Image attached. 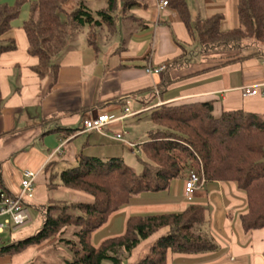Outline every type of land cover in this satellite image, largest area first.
Wrapping results in <instances>:
<instances>
[{"label":"crops","instance_id":"crops-1","mask_svg":"<svg viewBox=\"0 0 264 264\" xmlns=\"http://www.w3.org/2000/svg\"><path fill=\"white\" fill-rule=\"evenodd\" d=\"M187 1L194 21L197 17L223 15L222 31L239 27L238 0ZM13 2L0 0V5ZM133 10L130 13L133 14ZM137 10L142 17L133 16L132 20L142 23V27L132 42L136 49L129 46L125 56L112 57L105 63L90 50L83 49L90 48L89 43L79 40L82 48L71 46L58 57L60 71L54 87H51V77L40 80L32 70L38 60L29 55L22 29L29 17L28 5L20 19L13 23V29L2 37L4 42L14 40L17 50L0 55V181L10 194L16 195L21 189L24 171L40 172L30 208L48 203L51 172L59 173L76 165L81 153L124 159L125 148L134 154L139 152V142L126 139L134 145L132 147L114 136L117 133L127 136L125 127L131 119L142 120L137 115L143 113L142 118H145L153 108L214 99L216 115L236 110L264 115V55L249 57L258 48L243 60H238V52L227 56L201 55L199 61L171 68L167 75L148 74L149 67L166 65L168 68L182 55V45L191 47L197 40L169 7L160 9L156 1L148 10ZM141 10L146 15H142ZM164 81L168 84L164 85ZM247 86H257L258 93L244 97L241 89ZM125 108L133 115L110 125L103 133L83 132L84 118L105 114L120 119L125 116ZM69 129L76 133L67 137L65 130ZM62 144L64 153L50 160L51 153ZM50 163L52 167L47 170ZM185 182L186 179H180L166 192L144 193L132 198L104 227L117 234L122 228L125 230L126 221L131 217H122L123 213L142 216L180 213L190 205H202L207 208L209 233L201 232L212 238L218 249L199 255L170 253L167 264H173L176 258L189 259V264H264V230L246 233L241 227L240 218L247 212L246 195L231 182H206L188 197ZM57 191L59 198L68 193L62 186ZM114 236L117 235L106 239ZM157 238L143 242L128 263L134 264L144 247H148L149 253Z\"/></svg>","mask_w":264,"mask_h":264},{"label":"trees","instance_id":"trees-1","mask_svg":"<svg viewBox=\"0 0 264 264\" xmlns=\"http://www.w3.org/2000/svg\"><path fill=\"white\" fill-rule=\"evenodd\" d=\"M156 1L168 2L198 41L201 55L239 52L238 60H243L246 58L242 51L251 46L258 50L249 57L264 55V0H238L239 27L229 31L221 29L223 15L197 17L194 21L187 0H104L105 6L98 10L88 0H14L12 5H0V55L17 50L14 40L1 39L13 29V23L28 5L29 17L22 29L29 55L38 60L32 70L40 80L51 77L54 87L60 71L59 62L54 60L65 52L70 40L88 30V43L98 51V37L105 30L112 35L117 33L120 13L126 15L135 8L148 10ZM178 65L181 66L174 60L166 75ZM215 107L216 101L210 99L151 109L146 118L159 129L137 146L145 158L141 173L122 157L84 153L76 165L59 173L52 171L48 178L50 192L62 186L93 200L50 198L46 205L38 207L43 224L37 233L0 247V256L13 258L32 247L43 250L65 245L71 253L66 264H124L143 242L155 236L158 238L149 253L137 264H167L170 253L213 252L218 249L213 239L195 231L207 220V208L196 204L180 213L131 216L121 235L108 238L99 246L93 244L94 234L132 198L166 192L175 181L187 179L193 171L206 182L234 183L246 195L247 212L240 218L243 231L264 230V115L244 110L216 115ZM142 114L137 116L142 119ZM65 132L67 137L76 133L71 129ZM51 167L52 163L46 168Z\"/></svg>","mask_w":264,"mask_h":264},{"label":"rangeland","instance_id":"rangeland-1","mask_svg":"<svg viewBox=\"0 0 264 264\" xmlns=\"http://www.w3.org/2000/svg\"><path fill=\"white\" fill-rule=\"evenodd\" d=\"M89 3H91L92 8L95 10L101 9L105 6L104 0H96L94 2H89ZM71 4L72 3H70V5ZM119 4H121V2H119ZM134 10H133L134 15L132 13H128L126 15L123 13L119 14V28L117 33L112 35L108 33L107 30H105L104 33L101 34L100 37H98V44L100 48L98 51L91 48L90 46H89L90 48H87L88 46H86L83 47V49L86 48L87 50H90V52L93 54L94 57L99 56L100 61L102 62L104 61L105 63L109 62V59H111L112 57L119 59L120 55L125 56L126 55L125 50L129 46L131 47V49L133 47H135L136 49V45L133 46L132 42L133 40H136V37L138 36V31L142 27V23L139 24L138 22L132 20V18L130 19V17L136 16L140 18L142 16L139 15L138 13L139 11L137 10V8H135ZM141 12L142 15H146V13H144L143 10H141ZM125 17H127L130 20H128V22L124 21ZM79 40H83L88 44V30H85L83 33L79 35H76L75 39L70 40L67 46V50H69L71 46L73 47V49L74 47L77 49L78 47L82 48V46H80L82 43H79ZM181 47L183 48L181 53L182 55L176 59L181 64V68L184 67L186 62L190 63L196 60L199 61L201 59L200 46L198 41H196V43H193L191 47H189L188 45H182ZM255 48L256 47L251 46L250 48L243 50L241 55L248 56L252 52L254 53L256 51ZM229 53H236V52H225V53L211 54L207 56H214V55L227 56L229 55ZM58 57L55 58L54 62L55 61L59 62ZM172 69H176V68L174 67ZM133 120L134 119H131V123L127 124L125 127L126 131L128 132V135L124 137V142L126 145L127 144L130 145V142H128L126 139H129L135 143L139 142L140 144H142L145 141L149 140V135L151 132H154L159 129V127L156 126L149 118L145 117L142 118V120H138V119L134 121ZM118 147L121 148L120 146ZM124 155H125L124 156L125 162L130 167H132L137 173H141V171L143 170V161H145L143 155H141V153L139 152L134 154L133 152H130L127 148H125ZM50 194H51V198H55L56 200H66L70 202H91L93 200L92 197L86 194L69 191V190L64 198L63 197L59 198L57 196L58 194L57 190L51 191ZM126 215L132 216L136 214L123 213V215L121 216L125 217ZM150 215H156V214H150ZM31 216L33 218V222L30 225L26 226L25 228L17 232L7 231L5 235L2 236V242L0 244V247L8 246L10 244L25 240L35 235L43 224V217L40 212V208L31 207ZM202 230H204L203 231L204 233H209L208 222L204 223L201 226L198 225L195 227V231L198 233H202L201 232ZM111 231L112 229L107 227H104L101 230H99L97 232V235L94 237V241H93L94 245H99L107 237H110L112 235H118L119 233H123L124 229L122 228L121 230H119L117 234H114V232ZM147 253H148V247H144L142 251L139 253V256L135 260L134 264L142 260L147 255ZM70 258H71V253L65 245H60L58 247L49 246L43 250H39L36 247H32L28 249L25 253L15 256L13 258L0 256V264H66L65 261L69 260ZM129 259H127L124 264H129L128 263ZM189 261H190L189 259H185V258H176L173 264H189L190 263Z\"/></svg>","mask_w":264,"mask_h":264},{"label":"built area","instance_id":"built-area-1","mask_svg":"<svg viewBox=\"0 0 264 264\" xmlns=\"http://www.w3.org/2000/svg\"><path fill=\"white\" fill-rule=\"evenodd\" d=\"M168 7L167 1L159 3L160 9ZM167 70V66H160L158 68L149 67L146 69L148 74L163 75ZM244 97L255 96L258 93L257 86H247L241 89ZM133 114L130 113L129 108H125V116L120 119H116L113 116L96 114L94 116L84 118L82 122L83 132H100L103 133L110 125L119 122ZM114 138L118 141H124V134L117 133ZM132 147L134 145L130 144ZM64 153L63 144L51 153L50 160L56 156ZM40 175V172H34L27 170L23 172V180L21 182V189L18 194H10L0 184V244L2 242V236L7 231L17 232L33 222L31 216L30 201L35 198V184ZM206 183L205 178L193 171L189 173L185 182V192L188 197H191L195 191Z\"/></svg>","mask_w":264,"mask_h":264}]
</instances>
